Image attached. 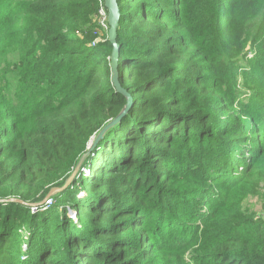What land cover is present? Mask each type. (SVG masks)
I'll list each match as a JSON object with an SVG mask.
<instances>
[{"label": "trees", "instance_id": "trees-1", "mask_svg": "<svg viewBox=\"0 0 264 264\" xmlns=\"http://www.w3.org/2000/svg\"><path fill=\"white\" fill-rule=\"evenodd\" d=\"M116 1L132 105L44 201L126 99L99 0H0V264H264V0Z\"/></svg>", "mask_w": 264, "mask_h": 264}, {"label": "water", "instance_id": "water-1", "mask_svg": "<svg viewBox=\"0 0 264 264\" xmlns=\"http://www.w3.org/2000/svg\"><path fill=\"white\" fill-rule=\"evenodd\" d=\"M104 8L106 9V12H107L108 42L112 46L111 55H110L111 83L113 87L115 88V90L125 97L126 104L124 108L122 109V111L120 112V114L115 119L107 123L95 135L92 136V138L89 140L87 144L86 152L80 157L72 173L66 179L64 185L61 188H52L47 194L44 201L60 193L74 180L76 174L81 170L82 164L84 163L86 158L95 150L98 142L103 138V136L109 129L114 127L119 122V120L126 114V112L129 110V108L132 105L131 97L127 94V92L124 89L121 88L119 84V80H118L119 46L116 42V37H117V28H118V23H119L120 12H119L117 1L116 0H104ZM9 202L23 204L21 201L17 199L0 200V204L9 203Z\"/></svg>", "mask_w": 264, "mask_h": 264}, {"label": "rangeland", "instance_id": "rangeland-1", "mask_svg": "<svg viewBox=\"0 0 264 264\" xmlns=\"http://www.w3.org/2000/svg\"><path fill=\"white\" fill-rule=\"evenodd\" d=\"M261 186V185H260ZM263 192L262 189H259ZM263 199L261 200L258 196H250L243 202V210L250 212L256 218L264 217Z\"/></svg>", "mask_w": 264, "mask_h": 264}, {"label": "built area", "instance_id": "built-area-1", "mask_svg": "<svg viewBox=\"0 0 264 264\" xmlns=\"http://www.w3.org/2000/svg\"><path fill=\"white\" fill-rule=\"evenodd\" d=\"M98 27L101 31L107 32L108 31V24H107V12L104 8V2L99 0V11H98ZM46 203H50L47 201ZM35 207L32 208V212H35Z\"/></svg>", "mask_w": 264, "mask_h": 264}]
</instances>
